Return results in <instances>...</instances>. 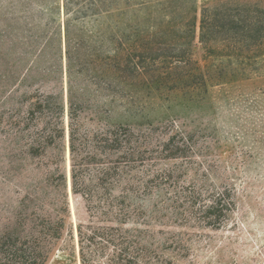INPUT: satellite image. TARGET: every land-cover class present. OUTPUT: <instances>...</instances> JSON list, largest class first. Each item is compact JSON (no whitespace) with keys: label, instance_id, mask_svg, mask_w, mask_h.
<instances>
[{"label":"rangeland","instance_id":"rangeland-1","mask_svg":"<svg viewBox=\"0 0 264 264\" xmlns=\"http://www.w3.org/2000/svg\"><path fill=\"white\" fill-rule=\"evenodd\" d=\"M114 128L140 143L139 191L97 208L71 132L86 192ZM47 217L46 264H264V0H0V232Z\"/></svg>","mask_w":264,"mask_h":264},{"label":"trees","instance_id":"trees-1","mask_svg":"<svg viewBox=\"0 0 264 264\" xmlns=\"http://www.w3.org/2000/svg\"><path fill=\"white\" fill-rule=\"evenodd\" d=\"M260 23V22H257ZM220 28L216 24V19L207 18L201 21V38L213 36L216 30ZM258 28V27H257ZM259 30V29H258ZM259 32V31H256ZM137 137L129 128H114L106 133L97 136L94 146L88 148L89 156L95 164L100 167L89 177L91 182L95 183L94 188H88L81 191L79 188V175L83 172V167L87 164L84 158L82 145H76L75 135L71 132L70 151L72 156V189L75 193H81L89 201L93 202L97 208H112L113 204L120 200L127 199L128 196H113L118 187L123 185V192L138 190L133 187L132 181H137L139 176L134 171L143 164L141 159L140 143ZM87 153V152H85ZM86 158H87V154ZM105 191L110 194L106 197ZM139 191V190H138ZM200 194L191 196V202L197 201ZM210 206L204 208L208 217H216V211L222 215L228 213L233 206L232 200L227 193L221 192L213 195L210 200ZM225 213V214H224ZM42 223L34 224L30 231L25 235H16L6 232H0V264H46L51 250V240L60 235L62 222H55L49 217L44 218ZM208 225L215 227L209 220Z\"/></svg>","mask_w":264,"mask_h":264}]
</instances>
